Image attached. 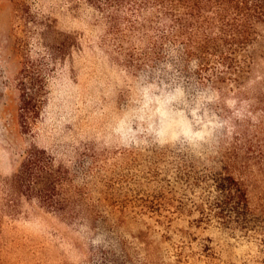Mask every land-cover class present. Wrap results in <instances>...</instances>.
<instances>
[{"label": "rangeland", "instance_id": "1", "mask_svg": "<svg viewBox=\"0 0 264 264\" xmlns=\"http://www.w3.org/2000/svg\"><path fill=\"white\" fill-rule=\"evenodd\" d=\"M119 30L121 41L84 0H0V264H264V27L241 94L224 102L242 151L262 154L240 173L249 233L184 215L166 228L140 213L138 154L183 138L188 125L142 55L148 37ZM24 63L45 87L38 113L22 118ZM31 149L66 171L65 211L11 184Z\"/></svg>", "mask_w": 264, "mask_h": 264}, {"label": "trees", "instance_id": "2", "mask_svg": "<svg viewBox=\"0 0 264 264\" xmlns=\"http://www.w3.org/2000/svg\"><path fill=\"white\" fill-rule=\"evenodd\" d=\"M84 1L114 40H122V25L133 37H148L142 55L161 92L172 98V112L187 121L184 139L165 140L138 154L133 180L140 213L166 228L174 216L184 215L196 227L216 223L251 232L253 214L240 173L262 154L242 151L236 131L225 124L230 112L224 102L241 94L250 72L251 49L264 27V0ZM18 81L22 118L38 113L43 75L24 63ZM43 155L31 149L11 184L60 213L67 209L60 195L66 171L54 170Z\"/></svg>", "mask_w": 264, "mask_h": 264}]
</instances>
